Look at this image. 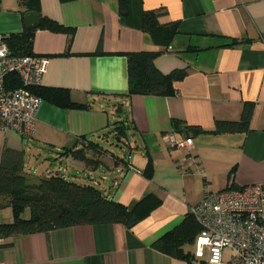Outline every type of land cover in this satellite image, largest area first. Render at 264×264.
<instances>
[{
  "label": "crops",
  "instance_id": "1",
  "mask_svg": "<svg viewBox=\"0 0 264 264\" xmlns=\"http://www.w3.org/2000/svg\"><path fill=\"white\" fill-rule=\"evenodd\" d=\"M34 7L40 20L66 29L34 27L30 51L49 59L39 87L66 90L73 104L92 106L70 110L42 100L31 138L0 133V160L6 149L18 152L29 178L60 175L129 208L147 196L155 207L130 229L78 226L16 237L0 247V261L186 264L151 244L178 226L206 193L264 183V0H127L124 16L119 0H36ZM158 11L165 13L160 25L176 26L168 46L144 30V15ZM27 14L25 2L0 0V36L24 33ZM139 53L158 54L154 66L164 75L185 71L174 96H127L128 56ZM245 104L253 106L247 133L214 132L218 121H239ZM116 122L126 127L120 141L127 148L125 167L114 166V154H96L93 146L85 157L97 163L72 158L71 151L83 150L82 139L103 149L101 143L116 134ZM166 136L190 137L196 163L189 166L188 152L169 148ZM148 161L152 173L146 177ZM84 176L88 181L81 183Z\"/></svg>",
  "mask_w": 264,
  "mask_h": 264
},
{
  "label": "trees",
  "instance_id": "2",
  "mask_svg": "<svg viewBox=\"0 0 264 264\" xmlns=\"http://www.w3.org/2000/svg\"><path fill=\"white\" fill-rule=\"evenodd\" d=\"M21 1L25 2L28 13L36 12L34 7L36 0ZM118 11L121 16L127 14V0H119ZM164 14L160 11L146 13L144 30L151 35L158 36L168 46L176 33V26L174 24L160 25L158 18ZM36 28L51 32L66 31L64 27L48 19L40 20V25ZM34 30V28L26 29L21 35L4 38L11 55L33 56L30 49ZM157 56L156 53H139L128 56V97L134 95L172 97L175 95L174 85L184 78L185 71L174 70L167 75L160 73L154 66V59ZM19 86L16 75L12 74L7 77L5 87L8 91L17 89ZM30 93L41 101L62 109L86 110L92 106L89 103L86 105L73 104L69 92L62 89H43L37 86L31 88ZM252 111L253 106L245 104L239 121H218L215 123L214 132L217 134L247 133L250 129ZM173 126L175 132L179 130L178 123H174ZM188 129L194 134L201 132L198 128ZM125 131L124 122L113 124L112 132H116L114 137L118 141L125 138ZM81 143L84 151H71V156L74 160L85 162L87 166L97 162L86 159V149L93 146L96 154L108 153L97 144L83 139ZM110 156L114 166L126 165L123 157ZM151 173L152 165L148 161L144 175L149 177ZM151 200V196H147L134 207L129 208L108 199L91 185L69 182L60 175L34 180L24 174L21 154L6 149L0 160V210L9 207L13 218L9 223H0V240L8 241L0 247L11 246L12 240L16 237L34 234L47 235L55 230L78 226L119 224L130 229L145 219L155 207L150 203ZM26 211L29 216L24 219L22 215ZM198 232V225L188 213L178 226L153 242L151 248L187 264H206L205 261H196L188 249L194 245Z\"/></svg>",
  "mask_w": 264,
  "mask_h": 264
},
{
  "label": "built area",
  "instance_id": "3",
  "mask_svg": "<svg viewBox=\"0 0 264 264\" xmlns=\"http://www.w3.org/2000/svg\"><path fill=\"white\" fill-rule=\"evenodd\" d=\"M4 38L0 36V133L31 138L42 101L30 89L40 85L49 59L13 56ZM12 74L20 86L8 91L5 81ZM164 141L171 149L188 152L189 166L196 163L189 154L193 149L190 137L166 136ZM189 213L199 227L194 242L196 261L207 253L206 264H264V183L236 189L228 184L221 191L206 193ZM225 252L229 255L226 261Z\"/></svg>",
  "mask_w": 264,
  "mask_h": 264
},
{
  "label": "rangeland",
  "instance_id": "4",
  "mask_svg": "<svg viewBox=\"0 0 264 264\" xmlns=\"http://www.w3.org/2000/svg\"><path fill=\"white\" fill-rule=\"evenodd\" d=\"M102 148H103V150H105V151H107V152H111L112 154H114L115 156H117V157H124L125 156V154H124V151H126V147L120 142V141H118L114 136H111L109 139H108V141H104V142H102L101 143V145H100ZM83 178V181H82V179L80 180V182L82 183V182H87L88 181V179H87V177L86 176H84V177H82ZM6 213H9V218H11L12 217V213H11V209H9V208H3V209H1L0 210V222H2V216H4V215H6ZM28 216H29V213H28V211H26L23 215H22V217L24 218V219H26V218H28ZM11 221H12V218L10 219ZM10 221V222H11ZM9 223V222H8ZM189 249V251L192 253V255L194 254V251H195V249H194V245L192 246V247H190V248H188ZM228 257H229V255H228V253L227 252H225L224 253V255H223V258H224V261H226L227 259H228ZM207 259H208V254L207 253H205L204 254V258L203 259H199L198 261H207ZM186 263V262H185ZM187 264V263H186Z\"/></svg>",
  "mask_w": 264,
  "mask_h": 264
},
{
  "label": "water",
  "instance_id": "5",
  "mask_svg": "<svg viewBox=\"0 0 264 264\" xmlns=\"http://www.w3.org/2000/svg\"><path fill=\"white\" fill-rule=\"evenodd\" d=\"M26 29L38 27L40 25V17L34 13H28L24 19Z\"/></svg>",
  "mask_w": 264,
  "mask_h": 264
}]
</instances>
